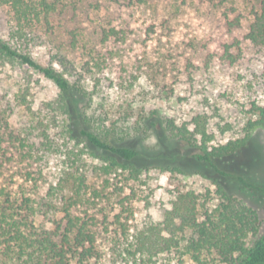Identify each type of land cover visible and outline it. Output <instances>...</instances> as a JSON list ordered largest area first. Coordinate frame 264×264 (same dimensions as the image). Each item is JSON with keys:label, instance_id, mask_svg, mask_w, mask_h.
Segmentation results:
<instances>
[{"label": "rangeland", "instance_id": "1", "mask_svg": "<svg viewBox=\"0 0 264 264\" xmlns=\"http://www.w3.org/2000/svg\"><path fill=\"white\" fill-rule=\"evenodd\" d=\"M59 2L49 25L33 27L17 44L39 63L54 66L70 82L80 84L86 96L78 108L92 129L114 128L112 140L135 149L134 163L143 167L138 179H124L125 173L105 174L98 158L88 159L87 195L96 201L98 220L105 218L109 229L98 231L99 257L92 264H120L118 236L124 238L145 222L159 221L178 191L213 193L216 180L258 211L259 235L264 237V193L243 190L234 179L218 176L193 156L195 147L170 138L163 123L170 118L191 128V118L204 114L212 132L232 126L217 136L224 142L258 116L254 106L264 108V50L251 44L246 33L259 0ZM14 26L10 8L0 4V38L13 42ZM27 71L28 82L17 67L0 74V132L25 136L30 143L27 130H32L37 117H44L40 105L56 95L57 87L41 73ZM26 84L30 109L15 99ZM3 139L0 186L27 191L26 171L34 167H24L9 148L8 135ZM54 162L58 156L51 157ZM216 162L264 187V129H255L237 155ZM163 166L181 171H163ZM44 172V179L37 180L39 193L53 178L49 168Z\"/></svg>", "mask_w": 264, "mask_h": 264}, {"label": "trees", "instance_id": "2", "mask_svg": "<svg viewBox=\"0 0 264 264\" xmlns=\"http://www.w3.org/2000/svg\"><path fill=\"white\" fill-rule=\"evenodd\" d=\"M0 4L10 8L15 22L13 42L0 38V74L6 68L17 67L28 82L27 69H32L57 87L56 95L40 105L44 117H37L32 130H27L33 139L30 143L25 136L0 132V169L6 153L1 146L4 135H8L9 148L23 166L34 167L26 171L30 182L27 191L0 186V264H92L99 257L98 231L108 233L109 229L105 218L98 220L93 210L96 201L87 195L88 159L98 158L105 174L125 173L124 179L136 180L143 170L134 163L138 152L115 143L114 128L92 129L90 119L78 108L86 96L82 86L70 82L54 66L39 63L17 44L33 27L49 25L59 0H0ZM110 32L116 33L113 29ZM246 39L264 50V0H259V10ZM59 62L63 64L64 60ZM28 93L26 84L15 99L30 109ZM254 108L258 116L248 119L236 136L224 142L217 136L232 126L226 124L218 134L212 132L204 114L191 118V128L170 118L163 123L170 138L195 147L193 156L218 176L234 179L243 190L264 193L261 185L240 173L222 169L216 162L237 155L255 129H264V108ZM55 129L59 132L52 134ZM117 139L121 141L123 137ZM94 148L104 154L95 153ZM54 155L58 162L51 163ZM45 168L51 170L53 178L39 193L37 180L44 179ZM160 168L171 173L181 171L176 166ZM214 184L213 193L176 192L159 221L145 222L130 234H126L127 227L122 224L126 235L117 237L116 246L120 264H264L258 211L222 183L216 180Z\"/></svg>", "mask_w": 264, "mask_h": 264}]
</instances>
